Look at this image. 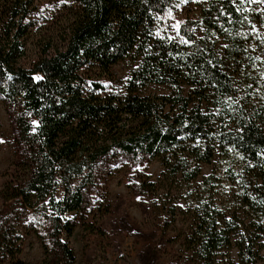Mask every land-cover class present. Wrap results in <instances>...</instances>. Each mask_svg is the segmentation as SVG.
Instances as JSON below:
<instances>
[{"label":"trees","instance_id":"obj_1","mask_svg":"<svg viewBox=\"0 0 264 264\" xmlns=\"http://www.w3.org/2000/svg\"><path fill=\"white\" fill-rule=\"evenodd\" d=\"M34 1L0 0V101L17 129L14 165L22 174L2 190L0 263L25 264L18 225L33 215L35 231L45 227L36 232L42 264H75L69 238L77 222L67 214L85 209L100 165L113 155L158 158L168 178L191 182L220 148L229 158L240 155L244 168L264 181V66L248 67L264 11L250 12V0H208L200 18L181 24V39L156 28L159 16L184 0H73L65 47L26 65ZM133 53L139 66L125 95L87 91L85 69L107 73ZM150 84L171 91L145 93ZM133 186L138 193L156 190L154 182ZM215 187L207 177L191 198L186 244L202 264H215L231 245L233 228L214 201ZM259 196L243 197L264 233Z\"/></svg>","mask_w":264,"mask_h":264},{"label":"rangeland","instance_id":"obj_2","mask_svg":"<svg viewBox=\"0 0 264 264\" xmlns=\"http://www.w3.org/2000/svg\"><path fill=\"white\" fill-rule=\"evenodd\" d=\"M208 0H184L175 11L157 19L156 33L181 39L179 28L187 18H200ZM76 4L73 0H35L28 17L33 22L27 35L28 59L54 54L63 49L70 35ZM250 12H263V0H250ZM258 43L251 53L248 67L264 66V25L255 23ZM221 48L224 47L220 43ZM139 59L131 54L112 65L110 70L85 69L86 89L101 95H125L132 72ZM96 84L101 86L96 88ZM145 93H170L165 85L150 84ZM19 154L17 129L13 118L0 101V209L4 205L2 190L12 178L21 176L15 167ZM235 156L238 159H235ZM232 152L227 157L220 148L211 163H203L201 174L191 182L179 175L168 178L158 158L117 154L100 165L93 192L82 212L67 214L77 226L69 238L74 250L75 264H202L187 247L193 218L191 198L207 177L216 184L214 201L226 225L232 226L231 245L222 249L215 264H264V233L255 226L253 210L245 202L244 194L255 201L264 196V181L258 180L247 162ZM251 163V162H250ZM230 170L235 175H230ZM19 173V174H18ZM154 182L155 191L138 193L133 184ZM256 185V186H255ZM60 195V194H59ZM33 215L20 221L21 253L18 258L25 264H42L44 249L35 231ZM40 225V223H38ZM243 254V258H242ZM253 260V261H251ZM255 260V261H254ZM253 262V263H250ZM0 264H12L6 260Z\"/></svg>","mask_w":264,"mask_h":264}]
</instances>
